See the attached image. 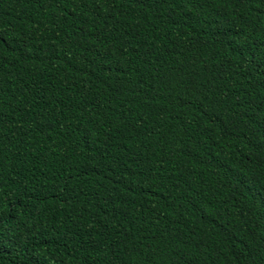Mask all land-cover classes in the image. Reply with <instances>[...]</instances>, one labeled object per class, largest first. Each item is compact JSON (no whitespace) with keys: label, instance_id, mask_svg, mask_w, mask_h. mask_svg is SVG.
I'll list each match as a JSON object with an SVG mask.
<instances>
[{"label":"trees","instance_id":"1","mask_svg":"<svg viewBox=\"0 0 264 264\" xmlns=\"http://www.w3.org/2000/svg\"><path fill=\"white\" fill-rule=\"evenodd\" d=\"M0 264H264V0H0Z\"/></svg>","mask_w":264,"mask_h":264}]
</instances>
